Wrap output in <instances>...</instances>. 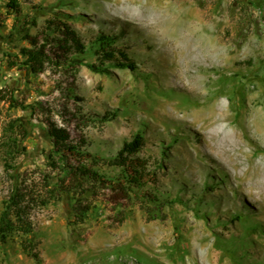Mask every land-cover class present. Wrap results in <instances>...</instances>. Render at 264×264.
<instances>
[{
  "label": "rangeland",
  "instance_id": "1",
  "mask_svg": "<svg viewBox=\"0 0 264 264\" xmlns=\"http://www.w3.org/2000/svg\"><path fill=\"white\" fill-rule=\"evenodd\" d=\"M9 1L0 0V88L44 103L32 112L0 100V216L16 175L40 259L25 252L29 236L18 225L0 237V264H264V133L250 124L264 117V0H18L23 25L37 17L31 34L62 19L86 44L79 64L64 68V90L53 71L8 66L6 52L29 45ZM102 33L120 35L117 57L126 52L134 69L92 48ZM213 101L241 136L194 121ZM12 118L29 131L15 161L6 154ZM48 118L68 127L72 143L104 158L142 133L139 155L156 180L131 199L101 190L79 221L72 195L55 188L62 170L49 162ZM100 162L103 175L121 174ZM7 163L14 167L6 170ZM258 165L260 172L247 171ZM143 193L163 202L164 219H149L142 204H155Z\"/></svg>",
  "mask_w": 264,
  "mask_h": 264
},
{
  "label": "trees",
  "instance_id": "2",
  "mask_svg": "<svg viewBox=\"0 0 264 264\" xmlns=\"http://www.w3.org/2000/svg\"><path fill=\"white\" fill-rule=\"evenodd\" d=\"M8 7L17 12L15 20L22 24V38L29 43V45L21 46L18 53L6 52L8 66L11 68L17 67L27 72L31 71L34 74L44 73L48 70L53 71L55 75H59V79L55 80L57 89L64 90L63 76L69 70L64 69L65 66L78 65V56L84 54L87 50L82 38L69 23L62 19H59V21L48 19L46 26L40 33L31 34L27 30L29 26L38 24L37 17H32L26 25H23L22 20L19 19L21 7L18 0H10ZM125 31L126 29L123 28L120 33ZM117 36L120 35L112 36L102 33L95 38L92 48H95L98 54L103 53L101 57L105 60H114L116 66L134 69L135 62L130 59L126 52L120 53L123 59L117 57V50L113 47ZM87 66L97 72L108 73L110 70L108 67H101L96 63H88ZM69 90L72 94L73 90ZM0 100L8 102L10 108H30L32 112H37L38 108L44 103L43 100L27 103L25 98L16 95L14 88L8 92L6 89L0 88ZM20 121H22L20 118H12L8 123L11 138L7 143L6 154L12 161H15L19 154L26 150V146L22 145V141L28 137L29 131L24 123ZM46 122L52 144L51 152L48 154L51 158L49 162L52 168L62 170L55 183V188L60 192L65 191L72 195L75 200L74 215L79 221L85 220L93 207V198H96L101 190H111L117 201L124 197L131 199V192L138 190L134 193L139 194L148 184V180L152 178L156 180L157 172H151L149 159L139 155L146 144L142 133H137L133 138L125 141L116 155L104 158L87 153L82 149V144L72 143L71 133L67 126L51 118H48ZM101 160L110 166L119 167L121 174L110 178L100 173L95 167L101 163ZM158 165L162 167V163H158ZM6 166V170L14 167L12 163H7ZM142 196L145 198L144 202L155 204L154 206L142 204L149 219H164L165 217L162 214L163 202L151 193H143ZM26 197L27 193L20 185V179L14 175L11 190L3 202L4 206L0 216V237L5 240L19 225L29 236L28 240L27 238L24 239L25 252L39 260L40 255L36 249V243L30 236L32 223L25 211ZM15 218L18 219V224Z\"/></svg>",
  "mask_w": 264,
  "mask_h": 264
},
{
  "label": "bare ground",
  "instance_id": "3",
  "mask_svg": "<svg viewBox=\"0 0 264 264\" xmlns=\"http://www.w3.org/2000/svg\"><path fill=\"white\" fill-rule=\"evenodd\" d=\"M195 120L196 121L201 120L202 121L201 127L205 129H208L211 125H214V127L218 129L215 130L216 132L221 131L220 129H222L228 133L231 132L235 135L241 136L239 135L238 128L232 126L230 122H227V120L229 121L231 120V117L230 114L228 113V110L224 108L221 102L213 101L208 105L207 110H204L203 112H197V111L194 112V121ZM221 121L222 122L225 121L226 123H220ZM251 123L252 125L254 124L256 126V128L260 133H264V117L261 120H256V121L251 120L250 124ZM242 127L244 126L242 125ZM246 134L247 132L245 131V129H243L242 137H244V135ZM241 152L244 153L247 157H250L249 156L250 154H248V152H244L243 149L241 150ZM260 169H261L260 165L252 166V167L249 166L247 171L253 174L260 172Z\"/></svg>",
  "mask_w": 264,
  "mask_h": 264
}]
</instances>
